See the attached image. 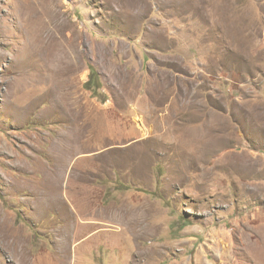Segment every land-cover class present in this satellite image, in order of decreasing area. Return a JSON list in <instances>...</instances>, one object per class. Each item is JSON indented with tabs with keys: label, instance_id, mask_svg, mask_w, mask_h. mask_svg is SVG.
I'll return each mask as SVG.
<instances>
[{
	"label": "rangeland",
	"instance_id": "rangeland-1",
	"mask_svg": "<svg viewBox=\"0 0 264 264\" xmlns=\"http://www.w3.org/2000/svg\"><path fill=\"white\" fill-rule=\"evenodd\" d=\"M0 264H264V0H0Z\"/></svg>",
	"mask_w": 264,
	"mask_h": 264
},
{
	"label": "bare ground",
	"instance_id": "bare-ground-1",
	"mask_svg": "<svg viewBox=\"0 0 264 264\" xmlns=\"http://www.w3.org/2000/svg\"><path fill=\"white\" fill-rule=\"evenodd\" d=\"M39 5L41 7L40 2H39ZM21 12H22V17H21L20 21L23 23V25L26 27V29L28 28L27 33L30 34L29 35L30 38H32L34 35V33L31 29L36 26L35 29L37 30L36 36H37L38 41L43 39L45 37V33H46L45 32L46 30H44L43 27H44V25L49 24V22H48L49 10L42 8L43 16H39L38 14L34 13L33 4L31 2H28V3H25L23 5Z\"/></svg>",
	"mask_w": 264,
	"mask_h": 264
},
{
	"label": "trees",
	"instance_id": "trees-1",
	"mask_svg": "<svg viewBox=\"0 0 264 264\" xmlns=\"http://www.w3.org/2000/svg\"><path fill=\"white\" fill-rule=\"evenodd\" d=\"M95 80H97V73L96 72H92L88 82L86 83L87 87H90L92 85V82H94Z\"/></svg>",
	"mask_w": 264,
	"mask_h": 264
}]
</instances>
